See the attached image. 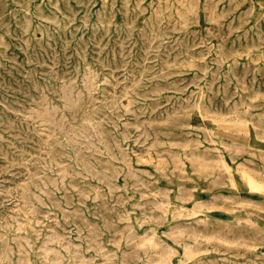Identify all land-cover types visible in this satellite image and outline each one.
<instances>
[{
  "label": "rangeland",
  "instance_id": "374dc122",
  "mask_svg": "<svg viewBox=\"0 0 264 264\" xmlns=\"http://www.w3.org/2000/svg\"><path fill=\"white\" fill-rule=\"evenodd\" d=\"M0 264H264V0H0Z\"/></svg>",
  "mask_w": 264,
  "mask_h": 264
}]
</instances>
